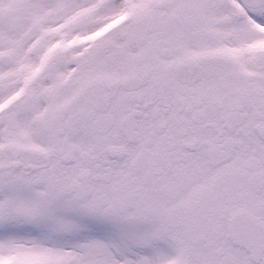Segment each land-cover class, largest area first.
I'll return each mask as SVG.
<instances>
[{"label": "snow or ice", "instance_id": "1", "mask_svg": "<svg viewBox=\"0 0 264 264\" xmlns=\"http://www.w3.org/2000/svg\"><path fill=\"white\" fill-rule=\"evenodd\" d=\"M0 264H264V0H0Z\"/></svg>", "mask_w": 264, "mask_h": 264}]
</instances>
